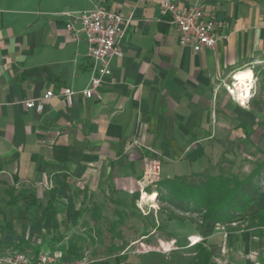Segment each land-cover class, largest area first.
<instances>
[{"label": "crops", "instance_id": "0c3cea01", "mask_svg": "<svg viewBox=\"0 0 264 264\" xmlns=\"http://www.w3.org/2000/svg\"><path fill=\"white\" fill-rule=\"evenodd\" d=\"M174 1L182 8L196 2ZM161 6L162 0H0V255L53 250L68 258L60 247L81 232L83 202L111 189L123 200L144 193L151 158L162 162L160 180L201 173L220 134L239 127V107H250L234 104L226 85L264 65V0H207L219 39L200 52L179 43ZM96 8L131 18L120 40L124 56L111 59L100 99L82 93L92 76L88 42L67 30L72 18L64 14ZM66 87L75 91L72 104ZM49 90L54 95L43 111L26 107ZM11 185L32 188L39 203L6 207ZM263 209L264 191L248 214ZM198 233L197 241L217 248L210 264H264V226L256 219H209ZM110 258L98 264H116Z\"/></svg>", "mask_w": 264, "mask_h": 264}, {"label": "trees", "instance_id": "16d2710c", "mask_svg": "<svg viewBox=\"0 0 264 264\" xmlns=\"http://www.w3.org/2000/svg\"><path fill=\"white\" fill-rule=\"evenodd\" d=\"M262 75L264 82V69L258 71ZM261 102L257 96L251 99L250 109H242L244 118H240L239 127L245 134L249 135L251 129L258 123L257 113L262 111ZM241 116V115H240ZM264 183V159H258L253 169L246 175L240 176L237 173L220 172L217 175L209 173H195L187 176H178L171 179L159 180L148 186L147 192L153 190L157 192V200L161 202L160 212L165 214L170 220L185 221V213L196 214L201 219L199 230L203 229L209 219H213L218 224L229 225L233 223L258 220L260 226H264V209L253 216H249V206L260 196L263 191ZM7 200L6 207L16 206L20 203L25 205H36L39 197L32 188L16 187L11 185L6 188ZM115 189L110 190L109 197L113 203L126 206L127 202L121 198L114 199ZM55 198V191L52 190L51 198L46 208H51ZM140 198V192L133 193L131 200L135 203ZM104 203H94L92 207L81 208L80 215H88L90 219L83 220L85 231L71 236L60 248L68 252V260L73 262L82 258L81 253L87 249L89 244L103 245L104 232H111L110 245L106 247V253L113 255L122 252L127 241L119 229L125 224L128 214L124 209H116V219H110L103 213ZM90 220L94 222L91 225ZM106 225V226H105ZM160 226L156 227V230ZM123 239L121 244H117L115 239ZM62 238L60 239V241ZM195 242L193 246L194 255L186 263L177 264H210L215 256V251L210 248L204 240L197 242L198 237L192 236ZM21 241L19 245L23 244ZM23 247V246H20ZM96 252L94 251V254Z\"/></svg>", "mask_w": 264, "mask_h": 264}, {"label": "rangeland", "instance_id": "374dc122", "mask_svg": "<svg viewBox=\"0 0 264 264\" xmlns=\"http://www.w3.org/2000/svg\"><path fill=\"white\" fill-rule=\"evenodd\" d=\"M263 69V64L253 68L254 86L250 90L249 98L243 101L246 102L245 104L236 97L235 93L233 96L231 95V101L234 104L245 105V107H251L252 97H258L263 109L257 113L259 124H255L249 135L245 134V131L239 127L233 128L228 134L221 133L222 142L213 146L209 151L207 162L201 166V173L217 175L222 171L227 174L237 173L244 176L253 169L258 159H264V82L262 75L257 74ZM262 185L264 191V183ZM147 188H142L144 193H140V198L135 203L132 202L131 198L124 199L127 202L126 206L113 203L109 197L110 193L96 194L85 202V206L89 207H92L94 203H104L103 213L110 219L117 218L116 209H124L128 214L125 224L119 227L128 244L122 252L111 255L110 260H117L116 264L186 263L194 255L192 245L195 242L191 240V237L199 234L200 217L196 214L185 213V217H188L185 221L168 219L159 210L160 201L156 199L153 202L144 199L145 194H150L146 191ZM113 198L116 199L119 196L114 195ZM84 219H90V217L88 215L83 216L79 222L80 226ZM90 223L91 225L94 224L92 220ZM157 226L160 228L156 230ZM80 228L81 232L85 231L83 224ZM111 237V232L106 230L103 245L97 243L87 246V249L81 253L85 264H98L109 259L110 255L106 253V247L110 245ZM202 240L215 253L217 252L214 243L199 238V241ZM122 241L123 239H115L117 244H121Z\"/></svg>", "mask_w": 264, "mask_h": 264}, {"label": "built area", "instance_id": "2783aa9c", "mask_svg": "<svg viewBox=\"0 0 264 264\" xmlns=\"http://www.w3.org/2000/svg\"><path fill=\"white\" fill-rule=\"evenodd\" d=\"M206 1L196 0L190 8L180 7L174 0H162L161 10L164 15L170 16V23L175 25L178 32L179 43L188 46L195 52L214 48L219 39V22L214 17L206 16ZM72 18L67 22V30L77 38L84 33L88 42V53L92 61V76L82 93L86 98H101L100 88L104 78L109 76L111 59L123 57L124 52L120 47V40L128 29L131 18L118 12L96 8L82 11L78 14L64 13ZM74 21L80 23L76 28ZM230 95L235 93L234 82L226 85ZM75 91L71 87L63 89V96L69 104L73 103ZM49 90L38 100L25 103L27 108H34L41 112L44 109V100L53 97ZM162 162L159 158L147 159L143 172L142 183L146 188L161 179ZM9 264H85L83 258L69 261L61 253L53 250L40 251L33 254L27 251H14L6 256L0 255V262Z\"/></svg>", "mask_w": 264, "mask_h": 264}, {"label": "bare ground", "instance_id": "6f19581e", "mask_svg": "<svg viewBox=\"0 0 264 264\" xmlns=\"http://www.w3.org/2000/svg\"><path fill=\"white\" fill-rule=\"evenodd\" d=\"M250 74V75H249ZM236 77V78H235ZM235 95L238 99L245 101L250 96V90L253 88L254 84V73L251 69L240 71L235 76ZM237 77H243V79H237ZM247 85V87H245ZM246 102H243L245 104ZM157 198V192L145 194L144 199L155 201Z\"/></svg>", "mask_w": 264, "mask_h": 264}, {"label": "snow or ice", "instance_id": "6c2138e0", "mask_svg": "<svg viewBox=\"0 0 264 264\" xmlns=\"http://www.w3.org/2000/svg\"><path fill=\"white\" fill-rule=\"evenodd\" d=\"M237 79H243V77H237ZM245 87H247V85H245ZM241 102H243V98L241 99Z\"/></svg>", "mask_w": 264, "mask_h": 264}]
</instances>
